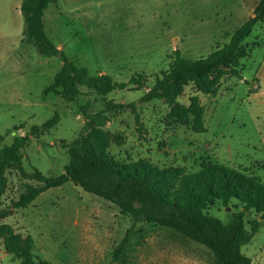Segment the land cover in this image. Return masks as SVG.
<instances>
[{"label":"rangeland","instance_id":"obj_1","mask_svg":"<svg viewBox=\"0 0 264 264\" xmlns=\"http://www.w3.org/2000/svg\"><path fill=\"white\" fill-rule=\"evenodd\" d=\"M22 1L0 0V147L11 145L16 136L30 137L22 150L26 171L58 176L70 162L63 145L97 128L109 133L104 154L116 161L146 159L186 173L216 162L264 182V24H258L243 43L248 56L239 67L242 79H225L215 95L197 92L190 84L179 97L186 105L192 95L200 97L205 132L172 117L164 100L140 102L161 72L169 69L176 50L187 59L208 57L231 41L259 0H58L45 11L46 33L89 77L109 75L128 83L134 75L144 74L147 79L142 87L130 85L107 95L80 85L81 94L73 99L46 91L61 70L62 59L43 56L34 44H21ZM111 102L120 107L110 109ZM53 118L57 123L51 129L32 135L33 126L42 127ZM8 177L2 207L23 190L17 172ZM40 197L47 202L45 211L33 219L35 234L18 210L4 222L31 235L33 252L50 264H108L134 223L132 215L71 182L46 190L35 201ZM241 211L248 232L254 222L260 224L242 251L253 264H264L261 213L237 199L228 206L214 201L206 207L225 224ZM127 255L128 264H215L216 260L206 246L174 229L143 221L135 225ZM0 264H22L5 250L2 239Z\"/></svg>","mask_w":264,"mask_h":264},{"label":"trees","instance_id":"obj_2","mask_svg":"<svg viewBox=\"0 0 264 264\" xmlns=\"http://www.w3.org/2000/svg\"><path fill=\"white\" fill-rule=\"evenodd\" d=\"M57 2L23 0L20 6L25 22L21 44H34L43 56L60 57L63 61L47 92L73 99L81 94L80 85L103 95L130 85H145L147 79L144 74L134 75L128 83L114 81L109 75L89 77L86 69L79 68L75 61L70 60L45 30V11ZM258 24H264V0L259 1L253 15L235 31L231 41L208 57L187 59L179 49L176 50L169 69L161 72L140 102L164 100L171 106L172 117L192 125L198 133L205 132V108L200 97L192 95L188 105L181 103L179 97L190 84L197 92L215 95L225 79H242L239 67L242 59L248 56L243 43ZM119 107L109 103L110 109ZM85 116L89 118L87 113ZM56 123L57 119L53 118L42 127L33 126L32 135L38 137ZM109 139V133L93 128L86 130L73 143L64 144L70 162L58 176H46L38 169L32 172L25 170L22 150L29 145L30 137L16 136L11 145L0 147V239L8 253L20 258L22 264H50L33 252L35 241L31 235L17 232L4 220L18 209L28 207L46 190L71 182L115 204L134 219L133 225L114 248L108 264H128V245L135 233V225L140 221L174 229L206 246L215 256V264H253L252 258L243 253L242 246L258 232L259 222H254L252 232H248L244 211L235 214L225 224L208 214L206 207L214 201L228 206L237 199L264 218V182L242 170L216 162L205 163L198 172L186 173L183 168L159 167L146 159L116 161L104 154L109 147ZM12 171L24 181L23 190L17 199L2 207V197L9 186L8 173Z\"/></svg>","mask_w":264,"mask_h":264},{"label":"crops","instance_id":"obj_3","mask_svg":"<svg viewBox=\"0 0 264 264\" xmlns=\"http://www.w3.org/2000/svg\"><path fill=\"white\" fill-rule=\"evenodd\" d=\"M44 199L45 198L40 197L34 203H32L29 207L21 208V209H18L17 211L18 215L20 216V219L25 223V226L28 228V230L32 232L33 234L36 233V230L33 226V219L38 216L39 212H44L46 208L47 201H44Z\"/></svg>","mask_w":264,"mask_h":264}]
</instances>
